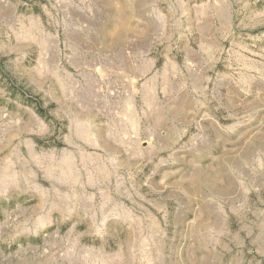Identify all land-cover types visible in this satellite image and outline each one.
Wrapping results in <instances>:
<instances>
[{"label": "rangeland", "instance_id": "obj_1", "mask_svg": "<svg viewBox=\"0 0 264 264\" xmlns=\"http://www.w3.org/2000/svg\"><path fill=\"white\" fill-rule=\"evenodd\" d=\"M0 264H264V0H0Z\"/></svg>", "mask_w": 264, "mask_h": 264}]
</instances>
